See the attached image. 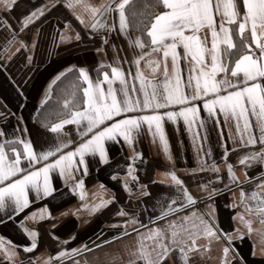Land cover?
I'll return each mask as SVG.
<instances>
[{
	"label": "snow or ice",
	"instance_id": "snow-or-ice-1",
	"mask_svg": "<svg viewBox=\"0 0 264 264\" xmlns=\"http://www.w3.org/2000/svg\"><path fill=\"white\" fill-rule=\"evenodd\" d=\"M66 6L71 9L79 7L88 13L87 24L79 12L74 11L73 14L90 30V39L99 35L102 44L106 45L109 32L118 31L125 36L129 46L139 52L133 53L131 61L123 60L121 63L133 65L135 72H126L122 66L101 61L94 69L97 73L95 78L85 66L73 65L57 74L49 88L61 81L66 72L73 74L74 79L63 91V107L59 110L58 122L50 125L46 119L42 122V127L56 134L55 143L47 150L37 152L34 149L31 139L24 136L28 132L26 127L16 128L11 138L0 129V212L9 220L29 207L33 202L31 193H35L37 199L53 195L56 191L51 179L53 172H58L62 180L71 181L73 191L80 190L83 198V177L89 174L90 168L110 166L111 157L106 143L118 142L120 139L133 145L134 150V156L128 158L125 176L137 184L141 197L149 196L147 186L139 184L138 176L134 175V161L142 156L135 151V136L140 135L141 125L146 123L149 133L153 137L158 135L167 159L173 162L163 122L165 118L173 123L183 118L194 145L197 141H207V132L203 137L200 134V129L205 128V120L199 116L197 103L201 100L209 119L216 115L218 107L226 122L229 118L234 120L239 137L237 147L244 145V135H247V145H261L258 151L240 156L237 163L244 169L254 164L264 166V83L261 82L264 81V0H101L98 4L90 0H68ZM14 7L16 0H3V9L10 12ZM45 10L36 8L23 15L18 31L12 30L6 20L0 22V29L13 32L11 39L6 41L4 52L7 54L13 45L15 52L6 55L7 59L11 60L21 50H30L26 42L28 37L19 38L18 33L44 16ZM109 16H112V23L107 22ZM67 28L69 25L65 24ZM133 31L137 33L134 37L131 35ZM69 38L66 33L60 34L61 41ZM75 39H81L79 32L75 34ZM36 44L33 38L31 47L35 48ZM178 48H182V53ZM96 51L104 49L97 48ZM169 58L171 73L168 70ZM27 59L30 63L33 57L28 56ZM181 59L185 61L189 73L186 81L179 70ZM142 62L143 68L151 69V73L143 70ZM160 71L164 76L162 90L161 82L157 79ZM81 92L82 95L79 94ZM170 106L179 107L178 110L157 111ZM148 109L152 110L151 114H129ZM249 115L256 117L258 139L250 132L253 125ZM5 118V113H0V119ZM240 121H243V127ZM22 123L23 117L20 116L18 124ZM216 123L219 125V120ZM66 125L76 126L77 140L61 139V136L68 135L64 131ZM235 150L224 148L221 163L227 169L229 182L225 183L219 175L220 164L214 160L208 163L211 150L205 151L203 143H200L198 167L189 171L192 174L198 171L211 172L214 178L197 185L202 193L199 196L190 192L174 167L162 173V176L170 177V186L174 188L175 195L168 198L166 206H161L159 217H149L153 227L145 225L138 214L129 213L123 208L116 212V215L125 219L112 227L118 228L121 236L135 235V247L129 250L133 259L126 264H169L170 260L172 264H192L191 256H202L210 251L213 244L220 245L219 264H246L233 244L234 239H243L245 233L233 229L237 233L234 237L220 228L215 216L214 197L222 191H230V184L238 186L241 183L235 174L234 165L227 159L229 152ZM112 178L117 179V175L113 174ZM246 180L257 178H250L246 174ZM130 181L125 179L123 187L132 195ZM214 181L223 185V189ZM160 182L166 183L164 180ZM114 199L101 200L99 204H93L91 210L95 211ZM249 200L255 203H248ZM198 203L204 204L206 210H197L195 206ZM240 205H247L246 211L258 216L264 223V177L258 179L250 195L243 187L240 188L237 206ZM29 216L38 225L45 219V211L40 210L39 216L36 212ZM47 216L51 217V213L47 212ZM237 217L251 235L252 221L246 220L242 213H236L233 219ZM157 219L163 224L157 225ZM24 231L31 239V244L22 247L25 253H29L38 247L39 231L38 227L26 226ZM14 247L10 241L5 246L3 238H0L5 259L11 260L16 255ZM81 248L91 251L86 244L81 245ZM70 252L79 254L80 249H71ZM261 254L264 255V248ZM69 255L67 250L58 251L55 257L49 256L44 264H59L62 258ZM28 264H34V261L30 259ZM72 264L78 262L73 260Z\"/></svg>",
	"mask_w": 264,
	"mask_h": 264
},
{
	"label": "crops",
	"instance_id": "crops-1",
	"mask_svg": "<svg viewBox=\"0 0 264 264\" xmlns=\"http://www.w3.org/2000/svg\"><path fill=\"white\" fill-rule=\"evenodd\" d=\"M90 2L98 4L101 0H90ZM67 3L68 0H16V7L9 12L2 8L3 0H0V22L6 20L12 30L17 31L21 27L23 15L36 8L46 9L44 16L25 28L23 32L18 33L19 38L28 37L26 42L29 43L30 50H21L19 53H15L11 60L7 59L6 55H12L15 52V45L11 46L7 54L4 52V47L6 41L11 39L13 32L0 29V113H5L6 116L5 119H0V129H3L11 138L16 128L26 127L28 132L24 136L31 139L37 152L47 150L55 143L56 134L37 124L34 116L39 107L51 97L52 87L49 88V85L57 74L73 65L85 66L90 69L91 75L95 78L97 73L94 69L101 61L105 64L122 66L126 72L129 70L135 72L133 65L121 62L123 60L131 61L133 53L139 52V50L131 48L128 39L118 31L108 33L106 45L102 44L99 35L90 39V30L86 29L84 24H81L73 14L74 11L79 12L84 16L85 24H87L88 13L79 7L68 8ZM107 22L112 23V16L108 17ZM65 24H68L69 28L65 29ZM37 30L39 31L37 32ZM77 32L81 36L79 41L75 39ZM61 33H66L70 38L61 41ZM131 35L134 37L136 34L133 31ZM33 38L37 41L35 48L31 47ZM97 48H103L104 51L97 52ZM177 50L181 53L183 51L182 48ZM28 56L33 57L30 63L27 59ZM143 70L146 73L152 71L149 68H143ZM168 70L171 73L170 58ZM179 70L182 79L186 81L189 73L185 61L182 59L179 63ZM157 79L161 82L160 89L162 90L164 80L162 71L157 73ZM261 82L264 83V81ZM129 83L131 85V80ZM104 87L107 86L104 85ZM136 87H139L138 82ZM46 96L47 99H45ZM140 99H143L142 95ZM42 101L44 102L42 103ZM197 103L200 110L199 116L205 120V128L200 129V134L203 137L206 131L207 141H197L194 145L183 118H178L176 123L168 121L166 118L163 122L173 162L167 159L164 146L158 135L153 137L149 133L146 123L141 125L140 135L135 136V151L141 153L142 156L134 161V175L138 176L139 184L147 186L146 190L150 193L149 196L141 197L137 184L132 183L130 177L125 176L128 158L134 156L133 145L123 142L122 139L118 142H107L106 147L111 157V164L110 166L90 168L89 174L83 177V198H81L80 190L73 191L71 181L62 180L58 172H53L51 179L56 191L52 196L37 199L35 193H31L30 199L33 202L24 212L14 216L11 220L3 212H0V238H3L5 246L10 241L15 246L13 250L16 252V255L8 260L5 259L3 249L0 248V264H21L22 261L23 264H28L30 259L34 261V264H44L49 256L55 257V254L62 250L69 251L70 255L62 258L59 264H72L73 260L78 264H126L128 260L133 259L129 250L135 247V235L121 236L120 230L112 227L125 219V217L116 215V212L123 208L129 213L138 214L139 219L145 225L153 227L149 223V217H159L161 206H166L168 198L175 195L174 188L170 186V177L162 176V173L173 167L193 195H202L197 185L213 180L214 174L199 171L192 174L189 171L198 167L197 155L201 142L205 151L211 150V158L208 163L211 164L214 160L220 164L219 175L225 183L229 182L227 169L221 163L224 148L236 149L229 152L227 159L234 165L235 174L241 183L238 186L230 184V191H222L219 196L214 197L215 216L220 228L230 232L234 237L237 233L233 229H239L245 233L243 239H234L233 244L243 256L246 264H264V255L261 254V249L264 248V223L258 216L246 211L247 205L237 206L240 200V188L243 187L245 192L250 195L258 179L264 177V166L254 164L252 167L244 169L237 163V159L246 153L258 151L261 145L259 143L247 145V135H244V145L237 147L239 137L235 131L234 120L229 118L226 122L224 114L219 111L218 107L216 115L209 119L207 111L204 110L203 101H197ZM178 107L170 106L168 109L157 111L178 110ZM151 111L148 109L129 114L145 115L151 114ZM9 113L14 115H8ZM20 116L23 117L22 124H18ZM248 118L253 125L250 132L254 133L258 139L256 117L249 115ZM217 120H219V125L216 123ZM240 124L243 127V121H240ZM71 126L72 130L64 128L68 135L61 136L62 140L78 139L76 126ZM221 133L223 138H221ZM15 134L20 135L18 132ZM230 135L231 139H229ZM113 174L117 175V179L112 178ZM246 174L250 178H257V180H246ZM125 179L130 181L129 186L133 189L132 195H129L123 187ZM162 180L166 183H161ZM214 183L223 189V185L215 181ZM112 197L115 199L111 203H107L95 211L91 210L93 204H99L101 200H111ZM248 203H255V201L249 200ZM195 207L199 211L206 210L202 203H198ZM42 209L45 211V219L37 225L29 214L36 212L39 216ZM186 211L190 212L191 209ZM47 212L51 213V217L47 216ZM236 213H242L246 220L252 221L251 235L248 234L247 227L239 217L233 219ZM183 214L180 213V215ZM25 217L29 218L25 219ZM174 218L169 217V219ZM156 223L162 225L163 221L157 219ZM25 226L28 228L38 227L39 231L38 247L29 253H25L22 247L31 244V239L24 231ZM113 237L117 238L113 239ZM105 240L108 243H104ZM85 244L91 251L81 248V245ZM95 245H99V247H95ZM76 248L80 249V253L72 254L70 250ZM253 250L255 255H253ZM219 257L220 245L213 244L210 251L205 252L202 256L200 254L191 256L190 260L192 264H219ZM169 264H172L171 260Z\"/></svg>",
	"mask_w": 264,
	"mask_h": 264
},
{
	"label": "trees",
	"instance_id": "trees-1",
	"mask_svg": "<svg viewBox=\"0 0 264 264\" xmlns=\"http://www.w3.org/2000/svg\"><path fill=\"white\" fill-rule=\"evenodd\" d=\"M137 34L136 32H134ZM74 79L73 74L65 73V77L61 78L57 84L52 86L51 97L42 106L39 107L35 117V122L42 127V122L46 121L49 125L60 118V109L63 107V91L68 87L69 83ZM82 84V82H81ZM84 86V85H82ZM82 95V92L79 93ZM45 128V127H42Z\"/></svg>",
	"mask_w": 264,
	"mask_h": 264
},
{
	"label": "built area",
	"instance_id": "built-area-1",
	"mask_svg": "<svg viewBox=\"0 0 264 264\" xmlns=\"http://www.w3.org/2000/svg\"><path fill=\"white\" fill-rule=\"evenodd\" d=\"M64 128L67 129V130H72V126L71 125H68V126H66Z\"/></svg>",
	"mask_w": 264,
	"mask_h": 264
}]
</instances>
